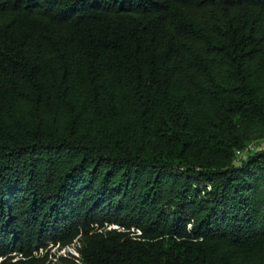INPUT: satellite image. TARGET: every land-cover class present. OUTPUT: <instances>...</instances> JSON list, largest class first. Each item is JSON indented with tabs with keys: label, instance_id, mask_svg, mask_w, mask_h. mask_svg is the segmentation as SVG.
Segmentation results:
<instances>
[{
	"label": "trees",
	"instance_id": "obj_1",
	"mask_svg": "<svg viewBox=\"0 0 264 264\" xmlns=\"http://www.w3.org/2000/svg\"><path fill=\"white\" fill-rule=\"evenodd\" d=\"M263 140L264 0H0V264H264Z\"/></svg>",
	"mask_w": 264,
	"mask_h": 264
},
{
	"label": "rangeland",
	"instance_id": "obj_2",
	"mask_svg": "<svg viewBox=\"0 0 264 264\" xmlns=\"http://www.w3.org/2000/svg\"><path fill=\"white\" fill-rule=\"evenodd\" d=\"M260 147V148H264V140L263 141H259V142H256V143H253L251 146H250V149H253V147ZM252 147V148H251ZM49 252L50 253H56V254H59V253H66L67 251L69 252H74V248L73 246H69V247H66L65 249H59V248H56V246H50L48 248Z\"/></svg>",
	"mask_w": 264,
	"mask_h": 264
},
{
	"label": "built area",
	"instance_id": "obj_3",
	"mask_svg": "<svg viewBox=\"0 0 264 264\" xmlns=\"http://www.w3.org/2000/svg\"><path fill=\"white\" fill-rule=\"evenodd\" d=\"M252 148V147H251ZM249 149H250V147H249Z\"/></svg>",
	"mask_w": 264,
	"mask_h": 264
}]
</instances>
